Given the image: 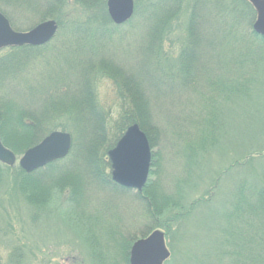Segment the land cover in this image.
Wrapping results in <instances>:
<instances>
[{
    "label": "rangeland",
    "instance_id": "1",
    "mask_svg": "<svg viewBox=\"0 0 264 264\" xmlns=\"http://www.w3.org/2000/svg\"><path fill=\"white\" fill-rule=\"evenodd\" d=\"M5 2L9 3L8 0ZM27 2L33 5V0H18L19 7L25 12L1 4L0 10L11 17L15 30L26 31L38 23L36 13H28ZM82 7L84 6L75 5L68 11L69 15L76 16L84 12ZM188 13L189 10L182 12L178 20L171 23L167 35L163 37L161 50L157 53L160 56L157 58H149L153 47H150L149 52L145 50V28L148 25L140 21L138 24L125 25V22L118 25L119 30L114 28L113 32L101 37L94 52V47L90 52L91 58L95 60L91 62H97L99 57L104 58L110 67L120 69L129 84L130 79L139 77V91L144 89L148 93L146 102L150 112H147L151 115V120L147 126L152 130L151 137L149 138L150 131L147 127V131L139 127L145 132L150 145L152 175L146 182V186L150 187L145 190L144 186L139 192L133 190L136 194L132 191H112L108 187L106 191L97 187L94 190L86 188L76 202L66 198L67 190L57 191L64 197H53L47 205L35 206L29 204L22 196L23 193L12 185L10 179L14 176V171L4 170L5 178L0 184V264H128L131 244L154 229H160L165 236L169 258L164 264H230L232 258L223 256L232 245L230 232L237 223L242 225L243 218L246 217L243 214L246 211L244 199H237L236 196L238 187L243 188V193L249 189L245 187L253 181L254 170L258 174L262 173L264 179V155L255 156L247 164L241 159L243 155L257 151L264 145V63L261 62L257 72L253 74L254 81L250 86L253 89L249 96L237 99L229 91L220 90L217 86L212 89L209 82L217 80V74L222 73L226 79L229 76L230 79L235 77L236 66L233 62L227 65V61L233 60L234 56L231 51L228 55V48L222 52L226 56L213 54L201 39L198 41L199 45H196L195 28L192 25L186 26ZM151 29L154 43L161 31L156 25ZM236 30L239 36L235 44L241 42L240 36L253 41L246 24L238 25ZM64 37L73 40L70 33L65 32ZM253 42L259 44L258 41ZM181 50L183 52L178 69ZM5 51L0 50V55ZM248 51L245 50L244 55H248ZM77 61L80 65L84 60ZM42 64L44 63H39L35 68L29 67L24 73L28 75L25 79H37L40 86L44 87L41 79L44 74L39 75L43 72L40 67ZM189 65L190 77L193 78L191 82L173 87L171 83L172 78H175L174 70L182 72L183 67L186 69ZM51 66H56L55 62ZM106 73L113 75L111 72L99 73L93 82L94 87L92 86L97 105L105 110L107 118L104 133L96 122H90L97 125L100 141L107 142L106 145L100 144L99 155L103 154L108 143L116 137L113 122L117 120L121 106L128 103L127 96L124 99L118 97L117 86L106 78ZM157 74L164 75L169 86H166L167 83L159 86L155 80ZM22 86V92L18 91L19 96H15L10 86L0 85V103H3L1 108L6 110L13 103L10 116L7 114L6 119L3 116L0 124L2 142L10 150L12 148L18 152L17 160L23 150L30 147L28 145L31 140H34V134L27 131V128L20 125L17 127L20 122L16 120L17 108L25 105L29 94L25 84ZM131 86L133 87L132 84ZM120 88L121 92L128 93L127 87L121 85ZM134 89L132 90L135 91ZM46 97L48 94L44 95V91L39 94L41 102L46 103ZM20 100L24 102L21 103ZM45 105L51 104L48 102ZM69 120L68 117H63L60 122L62 126H66V123L69 126ZM73 125L72 121L70 128L66 127L65 130L70 133V129L75 126ZM72 131L80 137L78 127L75 126ZM213 137L214 143H208L205 150L197 145L200 138L208 142ZM72 144L73 140L64 158L71 153ZM107 151L105 160L108 165L105 169L110 176ZM73 155L74 153L70 159ZM237 159L241 162L239 165L234 164ZM15 166H18L17 161ZM79 171H82L78 173L82 176L83 169ZM56 179L54 184L52 182L54 186L43 180L27 181L33 190L26 189L24 193L42 197L50 190V185L56 189L59 185L74 184L69 177L61 180L57 176ZM151 191H154L156 203L168 200L166 205L174 206L160 214L156 212L150 219L143 214L141 195L146 193L149 199ZM153 224L157 228L148 230ZM246 231L245 228V233ZM129 234L133 239L123 254L125 244L121 236ZM113 239H117L115 244H112ZM234 246L235 244L232 248ZM111 252H115L114 258H111ZM124 257L127 262L123 260Z\"/></svg>",
    "mask_w": 264,
    "mask_h": 264
},
{
    "label": "trees",
    "instance_id": "2",
    "mask_svg": "<svg viewBox=\"0 0 264 264\" xmlns=\"http://www.w3.org/2000/svg\"><path fill=\"white\" fill-rule=\"evenodd\" d=\"M8 1L9 3H6L5 0H1L0 7L1 4L8 5L14 10L21 9L25 12L23 8L19 7L18 0ZM105 1L106 0H39V2H37V0H33V5L27 2L29 4L28 13H30V15L31 12L36 13L38 22L45 19L55 20L58 24L59 31H57L54 39L46 45L8 47L5 48L4 50L6 51L2 52L0 55V85L10 86V90L14 91L15 96H19L18 91L22 92V84H25L29 89L27 100L24 103L26 106L24 105L17 108L16 111V120L18 119L20 121L19 124L17 123V127L23 126L27 128V131L34 134V140H31L28 146L36 144L46 134L53 130L61 129L62 131H66V127L70 128L72 121L80 132L79 137L72 131L75 128L74 125V128L70 129L74 144H72V151L67 158L51 162L31 173H25L15 165L7 167L0 163V184L5 178L4 170L14 171V176L10 179L11 183L19 192L23 193L22 196L29 204L45 206L53 197H64L57 192L64 190H67L68 194L66 198L71 202L79 201L80 195L86 188L94 190V188L97 187L98 189L101 188L100 190L104 189V191H106L108 187L112 191H132L135 194L137 193L133 191V189L124 188L113 183L105 169L108 165V162L105 160L107 149L116 144L118 138L128 125L137 123L142 128L146 129L147 127L148 131H150L149 138L152 132L147 126L151 120V115L148 113L150 109L147 107L148 96L146 97V95H148V93L143 91L144 89L139 91V77L130 79V83L133 85L132 87L121 74L120 69L115 67L112 68V66L110 67L107 60L104 58L99 57L97 62H91L95 60L91 58L90 52L93 47L94 52L99 43L98 40L110 34L111 31L113 32L115 30L114 28H118L119 30V27L114 25L108 18L105 9ZM75 5L84 6L82 7L84 12H80L76 16L69 15L68 11L72 10ZM187 10H189V13L186 18V26L192 25L191 27L195 28L196 33L194 41L197 40L196 45H199L200 42L198 41L201 39L213 54L220 57L226 56L222 54V52L228 48V55H230L231 51V55L234 56L233 60L227 61V65H231L232 62L234 63L237 69L234 70L235 77L230 79L231 76H229L226 79L222 73L219 75L217 74V80L211 78L212 81L209 82V86L212 89L217 86L220 90L229 91L236 96L237 99L249 96L253 89V87L250 88L252 81H254L253 74L255 71L257 72L259 64L261 62L264 63V38L251 30L255 18V11L247 1L134 0L133 16L125 25L138 24L139 21L147 23L148 27L145 28L147 39L144 41V43H147V47L145 50L149 52L150 47H153L149 52V58H157V56H160L157 53L161 50L162 40L169 30V26L172 22L178 20L182 12ZM0 11L8 18L10 24L13 26L11 17L2 10ZM240 24H246L250 28V36L253 41H258L259 44H256L252 40H245L243 36H240L241 42L235 44L239 36L236 29ZM155 25L161 31V35L159 38H155L153 43L151 28ZM65 32L70 33L73 40L71 38L66 39L64 37ZM89 35L90 37H88ZM58 42L60 43L56 44ZM196 48L195 46L194 49ZM244 49L249 50L246 52L248 55H244ZM182 52L181 50L178 57V69L181 63L180 57ZM77 59H82L84 61L79 65ZM38 62L44 63L40 66L43 72L39 74H44L41 76L44 87L40 86L41 83H39L37 79L36 81H32V78L29 80L25 79V76H28L24 73L26 69L32 66L33 68L38 67ZM52 62H55L56 66H51ZM191 65L187 66L186 69L183 67L182 72H180L181 70L178 71V69L174 70L175 78H172L174 84L171 83L173 87L175 85H188L191 82L193 79L190 77L189 73ZM16 68L19 70H16ZM228 68V73H230V67ZM217 70H219L218 67ZM105 72H111L113 74L106 73V78L117 86L118 97L124 99L127 96L128 103L126 104L125 102L126 105L121 106L118 118L113 122V129L115 128L117 132L116 137L112 142L108 143L103 154L99 155L100 144L106 145L107 142H104V140L101 142V139L98 138L99 129L97 125L99 128H102V132L104 133L107 128L105 123L107 118L105 110L100 109L97 105L93 82H95L97 78L96 75L99 73L105 74ZM155 80L159 86L167 83L164 75L159 76L157 74ZM121 85H123L124 88L127 87V92L129 94L123 91L121 92ZM70 86H73V88L71 89ZM166 86H169V83H167ZM134 87L136 89H134ZM43 91L44 95L48 94V97L45 98V101H47L46 103L49 102L51 105H45L46 103H44V101L41 102L39 94ZM65 95L70 97L66 98L64 97ZM34 96L35 99H33ZM151 101L152 98L150 99V103ZM20 102L23 103L24 100H20ZM2 104L3 103H0V124L2 123V117L5 116L6 119L7 114H9V117L13 110L11 108L13 103H11V105L8 104L9 107H7L6 110L1 108ZM63 117H68L70 119L69 126L67 123L66 126H62L60 119ZM91 121L96 122L97 125L90 123ZM87 123H89V125ZM0 137L3 141L1 130ZM200 140L201 141L198 142L197 145L205 150L208 143H210V145L214 143L215 138L213 137L212 140L208 142H205L204 138H200ZM11 150L13 149L11 148ZM13 152L15 155L18 153L14 150ZM72 153H74V155L73 158L70 159ZM263 155L264 145L257 151L254 150L243 155L241 159L247 164L250 163L255 156L260 157ZM240 163L239 159H237L236 162L234 161L235 165H239ZM81 168L85 172V174L83 172L82 176L78 174L82 172L79 171ZM57 170H59V172H56ZM151 175L152 169H150L149 178ZM261 175L262 173L258 174L255 170L253 171L254 179L245 187V189H247V187L249 189L245 190L244 193L243 188L238 187L236 196L237 199H242V197L244 199L246 211L243 212V214H246V217L244 216L241 223L242 225L237 223L233 227L232 232H230V234H232V245L223 255L232 258L230 264H264V179ZM57 176L61 180H64L66 177H69V179L71 178L74 183L73 186L70 184H63L59 185V188H52V185L57 180ZM41 180L51 184L54 181L53 184L50 185L52 189L50 188L42 197L30 196L28 195L29 193H24L26 189H31L27 181ZM148 187L150 186H146L145 190H147ZM153 193L154 191H151L149 199L148 195L144 193V195H141L143 203L140 201L142 203L143 214H146L150 219L154 217L156 212L160 214L168 209H172L171 207L174 206L166 205L168 200L156 203ZM153 228H157V225L153 224L148 230ZM245 228L247 229L246 233ZM162 229H165V227ZM131 236V234L128 236H121L125 244L123 254L126 253L133 239L130 238ZM115 240L117 239H113L112 244H115ZM234 244L235 246L232 248ZM114 254L115 252H111V258H114L116 255ZM124 259L125 257L123 260ZM125 262H127L126 259Z\"/></svg>",
    "mask_w": 264,
    "mask_h": 264
},
{
    "label": "water",
    "instance_id": "3",
    "mask_svg": "<svg viewBox=\"0 0 264 264\" xmlns=\"http://www.w3.org/2000/svg\"><path fill=\"white\" fill-rule=\"evenodd\" d=\"M255 11L252 30L264 38V0H246ZM106 12L115 25L127 22L134 12L133 0H106ZM57 31V23L47 19L26 31H15L0 12V49L4 47L40 46L49 42ZM71 134L53 130L38 143L26 148L18 158V166L31 173L64 158L71 147ZM111 180L121 187L141 191L148 179L151 151L148 138L137 123L130 124L107 151ZM15 154L0 139V163L9 167L16 163ZM169 258L165 236L160 229L135 240L128 251V264H164Z\"/></svg>",
    "mask_w": 264,
    "mask_h": 264
},
{
    "label": "flooded vegetation",
    "instance_id": "4",
    "mask_svg": "<svg viewBox=\"0 0 264 264\" xmlns=\"http://www.w3.org/2000/svg\"><path fill=\"white\" fill-rule=\"evenodd\" d=\"M57 29H58V24H57Z\"/></svg>",
    "mask_w": 264,
    "mask_h": 264
}]
</instances>
